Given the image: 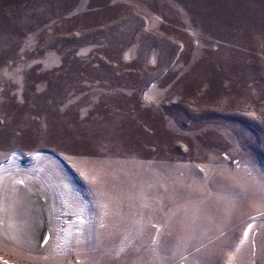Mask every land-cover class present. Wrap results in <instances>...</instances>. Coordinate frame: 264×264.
Returning <instances> with one entry per match:
<instances>
[{
    "label": "rangeland",
    "instance_id": "1",
    "mask_svg": "<svg viewBox=\"0 0 264 264\" xmlns=\"http://www.w3.org/2000/svg\"><path fill=\"white\" fill-rule=\"evenodd\" d=\"M0 189V264H264V0H0Z\"/></svg>",
    "mask_w": 264,
    "mask_h": 264
},
{
    "label": "bare ground",
    "instance_id": "2",
    "mask_svg": "<svg viewBox=\"0 0 264 264\" xmlns=\"http://www.w3.org/2000/svg\"><path fill=\"white\" fill-rule=\"evenodd\" d=\"M7 182H9V180L7 179L6 180ZM4 182V181H3ZM6 183V182H5ZM10 183V182H9ZM2 184V183H1ZM10 186V185H9ZM34 186V185H33ZM15 188V187H14ZM1 190V189H0ZM25 190H27L26 189V187H25ZM13 193V192H12ZM26 193H28V192H26ZM40 197V196H39ZM20 198V197H19ZM31 200V199H30ZM8 202H9V200H8ZM16 205H17V203H16ZM21 213H22V219H21V225H20V227L18 228V222H19V220H20V216H19V213L17 212V215L15 216V214H14V219H13V221L12 222H10V228H11V230H12V233H13V230H14V228H15V230L16 229H20L21 230V232H22V235L27 239V240H29V239H31V238H28L27 237V235L25 234V232H24V230H28L31 226H33V225H29V223L26 225V223H25V210L27 209V208H25L24 206H25V196H24V198H23V200H22V202H21ZM10 206H12V205H10ZM9 206V207H10ZM18 208V207H17ZM20 208V207H19ZM1 210H3V209H1ZM0 210V211H1ZM10 210V209H9ZM5 215V214H4ZM10 215H12V213L10 214ZM5 217H7V216H5ZM6 219V218H5ZM8 219H9V216H8ZM5 221V220H4ZM3 221V218H2V216H1V214H0V233H3V228H4V226H5V222ZM28 222V221H27ZM28 226V227H27ZM28 228V229H27ZM10 230V229H9ZM30 233V232H29ZM33 236V235H32ZM12 237H14L15 238V242L16 241H19V239L21 240V238L18 236V235H14V233H13V236ZM35 239V238H34ZM14 241V240H13ZM26 242V244L32 249V250H34V251H36V249L38 250L39 249V246L37 245V243H34L33 241H32V239L31 240H29V241H25ZM15 245V244H14ZM26 248V247H25Z\"/></svg>",
    "mask_w": 264,
    "mask_h": 264
},
{
    "label": "flooded vegetation",
    "instance_id": "3",
    "mask_svg": "<svg viewBox=\"0 0 264 264\" xmlns=\"http://www.w3.org/2000/svg\"><path fill=\"white\" fill-rule=\"evenodd\" d=\"M21 219H22V213H21ZM19 221H21V220H19ZM18 228H19V226H18ZM16 234L21 238V240L19 239V241H29L22 235V232L20 229H16Z\"/></svg>",
    "mask_w": 264,
    "mask_h": 264
}]
</instances>
